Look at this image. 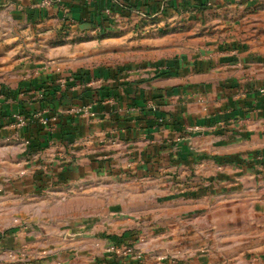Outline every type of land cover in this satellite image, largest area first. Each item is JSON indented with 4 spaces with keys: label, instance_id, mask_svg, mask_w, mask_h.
<instances>
[{
    "label": "crops",
    "instance_id": "0c3cea01",
    "mask_svg": "<svg viewBox=\"0 0 264 264\" xmlns=\"http://www.w3.org/2000/svg\"><path fill=\"white\" fill-rule=\"evenodd\" d=\"M45 1L0 0L6 191L102 209L0 264H264V0Z\"/></svg>",
    "mask_w": 264,
    "mask_h": 264
},
{
    "label": "rangeland",
    "instance_id": "374dc122",
    "mask_svg": "<svg viewBox=\"0 0 264 264\" xmlns=\"http://www.w3.org/2000/svg\"><path fill=\"white\" fill-rule=\"evenodd\" d=\"M2 156L4 155H0V244L1 248L5 250V252L10 248L11 244L14 241L18 240L20 243H23V241L27 239L23 238V234L25 236L37 235V237H39V235H43L44 230L50 228L49 224L51 222L49 221L47 223H41L39 221H35L40 217H47L48 215L58 216L73 214L78 213V211L80 210L90 211L102 209L97 205V202L101 200H95L90 197L77 199L72 204L65 206L59 204V201L51 196L45 197L44 199H38V197H40L38 195L37 199L34 201V204L30 205L29 202H27L29 198L26 196V193L19 191L16 192L14 190L6 191L7 186H10V183H14L16 180H18L16 177L18 173L21 178H25L24 176L26 175V167L23 166L21 161L15 162L11 157L6 158ZM7 170L10 171L8 172ZM41 187L45 189L44 184H41ZM42 191L46 193V191ZM66 223H68V221ZM16 233L22 237L15 236L17 235ZM13 237L17 238L14 239ZM142 241H144L143 236L135 246L137 249L138 257H140L141 255L138 251L139 245H141L139 243ZM22 249L23 248H17L12 253H18V256H23L24 251ZM108 251L111 252L112 255L118 251L120 252L117 245H112L111 247H109ZM12 253H10L9 255H14ZM4 258L7 257L4 256Z\"/></svg>",
    "mask_w": 264,
    "mask_h": 264
},
{
    "label": "built area",
    "instance_id": "2783aa9c",
    "mask_svg": "<svg viewBox=\"0 0 264 264\" xmlns=\"http://www.w3.org/2000/svg\"><path fill=\"white\" fill-rule=\"evenodd\" d=\"M49 3H50V0H46L45 1V4H49ZM106 11L109 12V9H107ZM74 112L76 114H83V112L87 113L86 110L81 109V108L74 109ZM16 117H17L19 123L21 124V126H28L29 124L33 123V122H31V120L28 121V119L26 117L22 116V115H17ZM36 118L38 119V121L41 124H43V126H45L50 131L52 130L51 122L56 120V118H50V119L46 118L41 113H38ZM123 252L128 254V255H131V256L132 255H135V256L138 255L135 245H131V246H128V247L124 248Z\"/></svg>",
    "mask_w": 264,
    "mask_h": 264
},
{
    "label": "trees",
    "instance_id": "16d2710c",
    "mask_svg": "<svg viewBox=\"0 0 264 264\" xmlns=\"http://www.w3.org/2000/svg\"><path fill=\"white\" fill-rule=\"evenodd\" d=\"M125 237H126V235H123V236L120 237L119 239H124ZM119 239L116 237L117 242H118Z\"/></svg>",
    "mask_w": 264,
    "mask_h": 264
}]
</instances>
